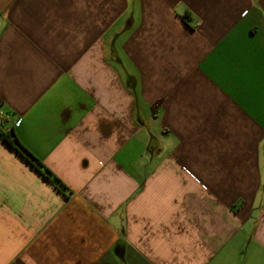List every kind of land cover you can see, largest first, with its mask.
I'll list each match as a JSON object with an SVG mask.
<instances>
[{"label":"crops","instance_id":"0c3cea01","mask_svg":"<svg viewBox=\"0 0 264 264\" xmlns=\"http://www.w3.org/2000/svg\"><path fill=\"white\" fill-rule=\"evenodd\" d=\"M0 112V264H264V0H0Z\"/></svg>","mask_w":264,"mask_h":264},{"label":"trees","instance_id":"16d2710c","mask_svg":"<svg viewBox=\"0 0 264 264\" xmlns=\"http://www.w3.org/2000/svg\"><path fill=\"white\" fill-rule=\"evenodd\" d=\"M0 139L8 144L12 149L17 151L23 158H25L35 169L38 171L41 170L42 166L37 158H35L24 146L20 143L16 134L13 130L10 132L0 131ZM49 179L52 175L50 172H47Z\"/></svg>","mask_w":264,"mask_h":264},{"label":"built area","instance_id":"2783aa9c","mask_svg":"<svg viewBox=\"0 0 264 264\" xmlns=\"http://www.w3.org/2000/svg\"><path fill=\"white\" fill-rule=\"evenodd\" d=\"M3 120V116H2V113L0 112V121Z\"/></svg>","mask_w":264,"mask_h":264}]
</instances>
